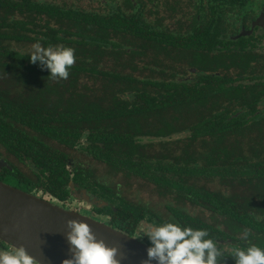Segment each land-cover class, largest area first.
<instances>
[{"label":"trees","instance_id":"trees-1","mask_svg":"<svg viewBox=\"0 0 264 264\" xmlns=\"http://www.w3.org/2000/svg\"><path fill=\"white\" fill-rule=\"evenodd\" d=\"M83 1L0 0V148L4 149L0 160L6 164L0 169V181L67 209L78 198L86 201L85 193L77 191L82 187L90 201L103 206L96 211L106 213L112 227L130 236L170 221L205 229L214 240L229 242L228 256L236 247L254 243L253 239L264 246V114H257V101L252 104L256 98L242 106L240 90L227 91L223 85L210 89L207 84L214 78L205 73L193 82H154L160 89L153 90L154 95L104 86L100 97L78 101L67 110L37 105L32 91L13 88L9 75H28L38 66L28 58L34 44L92 46L89 35L72 30L78 26L131 35L144 32L141 22L128 21V13L102 14L92 4L82 9L78 3ZM100 66L90 53L79 56L68 69L75 74L67 83L91 87L88 84ZM86 78L92 80L83 82ZM62 85L52 81L47 87ZM52 93L53 100L61 99V91ZM209 97L216 99L212 111L206 116L195 111ZM184 109L192 110L183 122L193 124L188 129L172 128L168 122L162 128L147 127L144 121L157 116L177 120L174 115ZM151 114L155 115L145 117ZM194 117L196 122L187 123ZM97 167H103L108 178L153 187V193L164 200L165 214L152 209L159 204L139 205L114 192L99 181ZM126 188H132L130 183Z\"/></svg>","mask_w":264,"mask_h":264},{"label":"flooded vegetation","instance_id":"flooded-vegetation-1","mask_svg":"<svg viewBox=\"0 0 264 264\" xmlns=\"http://www.w3.org/2000/svg\"><path fill=\"white\" fill-rule=\"evenodd\" d=\"M100 1L101 3L98 0V3H94L91 0L95 10L102 14L109 10L113 16H120L124 11L129 15L128 21L141 22L144 28L140 35L118 33L164 45L171 50H178L179 54L190 55L195 51L201 53L199 59L193 56V63L189 64L186 61L184 71L176 76H171L167 70L155 71L158 64L170 66L175 71V67L177 69V65L181 63L164 61L161 53L159 58L157 57V62L153 59L146 66L140 63L141 70L138 73L150 78L145 82L142 79L141 84L152 86L154 81L151 79L154 77L158 79L160 76L164 77L165 81L159 80L156 83L193 82L194 78L205 73L214 78L207 84L210 89L223 85L227 91L240 90L243 97L242 106H245L247 99L252 101V98H256L252 104L257 101V114H264V94L259 95L260 92H264V0H114V4L109 0ZM165 42L188 43L193 47L189 49L170 47L165 45ZM231 54L237 57L232 58ZM258 98L262 99L258 101ZM214 100L216 99L210 97L205 99L208 103ZM71 186L74 184L71 183ZM77 191L79 194L83 191L87 195L82 187ZM78 199L76 205L65 209L112 226L111 221L106 220L109 218L106 213L96 211L95 208L103 207L98 206L96 200L93 203L91 199V203L89 198L88 202ZM147 231H141L134 236L122 233L150 246L147 236L144 237ZM228 244L229 242L223 240L218 242V246L225 253L224 264H234L227 253L230 252ZM0 249L10 252L15 250L1 240ZM35 264L39 263L35 261Z\"/></svg>","mask_w":264,"mask_h":264},{"label":"rangeland","instance_id":"rangeland-1","mask_svg":"<svg viewBox=\"0 0 264 264\" xmlns=\"http://www.w3.org/2000/svg\"><path fill=\"white\" fill-rule=\"evenodd\" d=\"M87 4V1L84 0L83 2H79V7H82V9H89V5L92 4L91 1ZM90 9H92L90 7ZM95 9V8H93ZM92 9V10H93ZM85 30L83 27L80 28V26L76 27L75 29L72 28L73 31H75L78 34L81 35H89L92 42L94 43L92 46L84 47V48H76L75 49V56L76 58H79V56H83L86 53L92 54L93 57H97V60L99 62L100 69H98V74H96L92 84H88L91 87L83 86L81 83H67L69 79H59V78H53L48 77L49 73L47 71H39L40 68L38 66H35L29 72L28 75H9L10 82L15 83V86L13 88L20 89V91H32L33 95V101L37 105L42 106H48V105H58L60 110H67L71 109L73 105L78 101L86 103L87 101L90 102V100L95 99L96 97H100L103 91L100 89L104 86H116L118 88H121L119 90L122 91H128L131 92L134 90H137L139 93H146L149 95H154L155 92L159 91L160 89L155 86H145L141 84L140 82L142 79H144V82L146 80H150L148 76H144V74L138 73L137 71L141 70V65L146 66L149 62L155 61L157 62V57L159 58V54L161 53V58L164 61H168L171 63H178L181 62L180 65H177V69L175 67V71L170 66H164L159 64L155 66V71H168L171 76H176L180 72H183V67L186 63V61L191 64L193 63V56L199 57L201 56V53L198 51L193 52L192 54H179L180 52L175 49H170L164 45L160 44H154L145 42L143 40H140L135 37L123 35L121 33L115 32V31H101L98 28L95 29H88ZM45 47V46H44ZM125 49V50H122ZM128 49V51H127ZM132 50V52H131ZM124 51H127V53H124ZM122 52V53H118ZM167 57V58H166ZM146 59V60H145ZM76 64V63H75ZM74 64V65H75ZM162 67V68H161ZM38 68V70H37ZM135 70V71H133ZM69 71V70H68ZM99 71L103 73V75L106 74V76L100 75ZM1 73V72H0ZM75 73H72L69 71V76L74 75ZM113 77H110L111 75ZM109 75V76H108ZM126 76V79H125ZM53 79V80H52ZM87 79V78H86ZM83 79L84 82H89L92 79ZM165 81V78L160 76V78L157 79V77H154V79L151 81L158 82V81ZM53 82H57L58 84H63L60 89L57 87L48 88L47 86ZM81 81V79H80ZM149 82V81H148ZM147 82V83H148ZM162 83V82H160ZM65 84V85H64ZM81 84V85H79ZM54 89L61 91V95L58 96V98H61L60 100L55 99L54 97ZM156 90L155 92L151 93L152 90ZM57 97V96H56ZM26 100H22L24 102ZM215 101L209 102L207 104H199L200 106L195 107V111H200V113H203L205 116L212 111L213 104ZM222 103V101H219ZM83 103V104H84ZM60 104V105H59ZM75 104V105H76ZM192 113L191 109L187 110H178L176 116L178 119H170L165 118L164 116H157L155 119H146L144 120L146 123V126L149 127L151 125H157L158 128H162L163 124L165 122H168L171 125L172 128L178 129H188L190 124L188 126H184L183 122H186V117ZM155 115V114H154ZM153 114L147 115L145 117H152ZM197 117H194L193 119L187 120V123L190 122H196ZM0 151H4L3 148H0ZM87 167L95 168V165H91L90 162H83ZM97 173L96 176L99 178V181L103 184H106L109 188H111L114 192L123 193L124 196L129 197L130 201L138 202L139 205H145V203H151L152 205L159 204L156 207H153L152 209L157 211L158 213L165 214L164 205L161 197L158 195H155L153 193V187L146 185V184H140L139 182L134 183L133 181H128L127 179L124 180L123 178H108L107 171L102 167L96 168ZM108 178V179H106ZM129 183L132 188L128 189L126 187L129 186ZM120 185V186H119ZM142 188L144 192L138 193V189ZM163 205V206H162ZM163 207V209H162ZM86 214V213H85ZM254 244H257L258 239H253Z\"/></svg>","mask_w":264,"mask_h":264},{"label":"clouds","instance_id":"clouds-1","mask_svg":"<svg viewBox=\"0 0 264 264\" xmlns=\"http://www.w3.org/2000/svg\"><path fill=\"white\" fill-rule=\"evenodd\" d=\"M74 53L72 47L59 44L44 47L37 43L33 45L28 58L31 64L47 71L48 77L66 80L69 77L68 69L76 63ZM67 227L69 231L66 236L72 257L64 260L63 264H119L116 259L118 249L98 241L88 224L69 220ZM248 235L245 232L244 239ZM145 236L150 244L147 260L156 264H224V251L205 229L181 227L178 223L165 221L150 226ZM229 257L234 264H264V246L249 242L246 247H236ZM35 261L23 246L16 247L12 252L0 249V264H35Z\"/></svg>","mask_w":264,"mask_h":264},{"label":"water","instance_id":"water-1","mask_svg":"<svg viewBox=\"0 0 264 264\" xmlns=\"http://www.w3.org/2000/svg\"><path fill=\"white\" fill-rule=\"evenodd\" d=\"M6 164L0 160V169ZM85 198L87 201L88 197ZM89 225L98 241L118 249L119 264H156L147 260L149 245L125 235L101 221L66 210L0 181V240L19 248L39 264H63L71 259L67 222Z\"/></svg>","mask_w":264,"mask_h":264}]
</instances>
